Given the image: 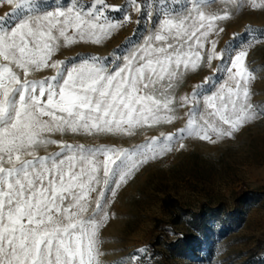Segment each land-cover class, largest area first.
Listing matches in <instances>:
<instances>
[{
	"label": "snow or ice",
	"instance_id": "6c2138e0",
	"mask_svg": "<svg viewBox=\"0 0 264 264\" xmlns=\"http://www.w3.org/2000/svg\"><path fill=\"white\" fill-rule=\"evenodd\" d=\"M131 3L141 11L137 0ZM5 4L13 10L0 15V264H101L108 193L114 198L141 165L172 151L174 137L181 149L185 136L216 143L264 116L248 100L247 50L234 56L216 51L217 40L209 37L223 32L214 22L228 15H206L202 0H192L183 13H164L122 65L119 57L109 64L93 56L72 66L54 58L77 42L99 45L131 21L109 19L105 0H72L66 9L47 12L34 0H0ZM250 7L256 9L255 0ZM259 8L264 10V0ZM206 42L207 65L213 59L226 64L228 80L204 97L212 111L199 117L202 123L194 91L179 99L180 108L190 107L186 126L167 135L162 146L156 138L132 150L63 139L131 137L144 125L172 123L181 66L195 71ZM45 69L55 74L37 79ZM52 146L58 150L49 151Z\"/></svg>",
	"mask_w": 264,
	"mask_h": 264
},
{
	"label": "rangeland",
	"instance_id": "374dc122",
	"mask_svg": "<svg viewBox=\"0 0 264 264\" xmlns=\"http://www.w3.org/2000/svg\"><path fill=\"white\" fill-rule=\"evenodd\" d=\"M34 2L40 12H47L66 9L72 0ZM82 2L90 4L92 0ZM105 2L110 6L106 10L109 19L122 21L130 16L131 21L101 44L77 42L55 59L72 66L93 56L109 64L119 57L117 63L122 65L123 56L143 44L158 28L164 13H183L192 0H137L142 6L139 12L131 0ZM202 3L206 15H228L214 22L223 32L218 36L213 33L209 41L217 40L216 51L227 49L231 56L247 50L245 68L251 73L248 100L258 113L264 112V10L259 8L260 0H255V10L250 7L253 0ZM12 10L6 4L0 6V15ZM24 14V10L18 12V16ZM208 51L210 42L205 43L204 58L195 71L181 66L183 78L172 93L177 117L172 123L144 125L131 137L67 134L63 139L86 147L132 150L156 138L162 146L167 135L186 126L190 107L180 108V97L197 92L199 121L201 115L212 111L206 108L204 97L215 94L228 80L226 64L213 59L212 66L207 65ZM54 74L53 70L44 77ZM170 143L172 151L141 165L114 198L107 194L110 219L99 234L101 264H264V116L258 115L230 139L210 143L185 136L183 149L176 137ZM56 150L55 146L49 149ZM192 212L209 217L205 234L189 225Z\"/></svg>",
	"mask_w": 264,
	"mask_h": 264
},
{
	"label": "trees",
	"instance_id": "16d2710c",
	"mask_svg": "<svg viewBox=\"0 0 264 264\" xmlns=\"http://www.w3.org/2000/svg\"><path fill=\"white\" fill-rule=\"evenodd\" d=\"M192 215V219L189 221V225L195 229L197 232L202 234L206 233V225L209 217H206L204 213H189ZM211 216V215H210Z\"/></svg>",
	"mask_w": 264,
	"mask_h": 264
},
{
	"label": "bare ground",
	"instance_id": "6f19581e",
	"mask_svg": "<svg viewBox=\"0 0 264 264\" xmlns=\"http://www.w3.org/2000/svg\"><path fill=\"white\" fill-rule=\"evenodd\" d=\"M100 44H101V43H100ZM71 46H72V45H71ZM95 46H97V45H95ZM69 47H70V46L62 47V48L60 49L59 53H60L63 49H65V48H69ZM59 53H58V54H59ZM58 54H57V55H58ZM57 55H56V56H57ZM56 56H55V57H56ZM57 60H58V59H57ZM51 71L53 72V70L45 69V70H43V71L37 73V74H36V78H37V79H40L41 77H44L46 74H48V73L51 72ZM195 253L197 254V251H196ZM198 255H200V253H199Z\"/></svg>",
	"mask_w": 264,
	"mask_h": 264
}]
</instances>
